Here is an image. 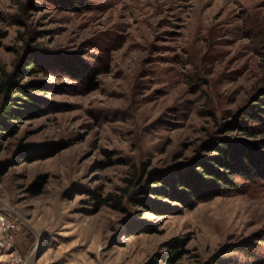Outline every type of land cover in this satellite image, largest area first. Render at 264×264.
Masks as SVG:
<instances>
[{
  "label": "rangeland",
  "instance_id": "374dc122",
  "mask_svg": "<svg viewBox=\"0 0 264 264\" xmlns=\"http://www.w3.org/2000/svg\"><path fill=\"white\" fill-rule=\"evenodd\" d=\"M40 2L0 0V76L33 46L85 72L70 80L42 54L23 79L39 81L41 110L0 138V264L33 250V264H208L243 238L264 259L263 184L133 204L140 176L196 154L264 84V0ZM19 145L36 153L20 160Z\"/></svg>",
  "mask_w": 264,
  "mask_h": 264
},
{
  "label": "trees",
  "instance_id": "16d2710c",
  "mask_svg": "<svg viewBox=\"0 0 264 264\" xmlns=\"http://www.w3.org/2000/svg\"><path fill=\"white\" fill-rule=\"evenodd\" d=\"M30 0L31 5L36 6ZM50 1L60 10H76L86 7V0H40ZM40 2V3H41ZM63 51L49 53L37 46L24 52L10 71L0 76V138L12 136L17 124L24 119L35 117L41 110L40 98L34 93L40 83L35 80L23 81L25 77L41 72L36 56L42 54L53 58L69 76L79 81L85 71L74 57ZM60 56L67 57L68 64L59 62ZM76 57V55H75ZM80 73V74H79ZM89 82V78H86ZM229 117L219 124L212 137L203 140L199 150L185 162L170 165L163 170H152L135 181L136 192L133 204L146 207L158 198L175 201L181 207L191 208L218 195L243 191L245 188L264 185V84L252 91L246 100L227 114ZM228 132H232L229 133ZM35 150L18 146L15 155L28 160ZM4 164L0 163V171ZM145 175V174H144ZM154 214H161L160 207L153 208ZM165 213V212H163ZM132 226L127 227L131 229ZM142 229V228H140ZM127 235L131 233L127 230ZM144 231V230H139ZM250 239H239L217 249L208 258V264H264V259L250 250ZM241 253L244 260L227 256Z\"/></svg>",
  "mask_w": 264,
  "mask_h": 264
},
{
  "label": "water",
  "instance_id": "95a60500",
  "mask_svg": "<svg viewBox=\"0 0 264 264\" xmlns=\"http://www.w3.org/2000/svg\"><path fill=\"white\" fill-rule=\"evenodd\" d=\"M1 202H0V206H1ZM27 227H28V229L32 232V233H34V234H36V232H35V230L31 227V226H29V225H26ZM37 252H36V250H33V252H31V254L29 255V257H28V259H27V261H26V263L25 264H33V262L35 261V259H36V257H37Z\"/></svg>",
  "mask_w": 264,
  "mask_h": 264
},
{
  "label": "bare ground",
  "instance_id": "6f19581e",
  "mask_svg": "<svg viewBox=\"0 0 264 264\" xmlns=\"http://www.w3.org/2000/svg\"><path fill=\"white\" fill-rule=\"evenodd\" d=\"M0 208H1V209H8V207L5 206L4 204H1Z\"/></svg>",
  "mask_w": 264,
  "mask_h": 264
},
{
  "label": "built area",
  "instance_id": "2783aa9c",
  "mask_svg": "<svg viewBox=\"0 0 264 264\" xmlns=\"http://www.w3.org/2000/svg\"><path fill=\"white\" fill-rule=\"evenodd\" d=\"M11 226V225H10Z\"/></svg>",
  "mask_w": 264,
  "mask_h": 264
}]
</instances>
